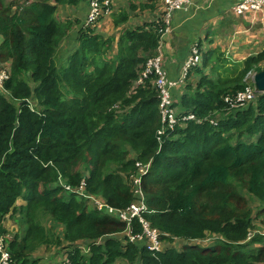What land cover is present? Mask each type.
<instances>
[{"label": "trees", "instance_id": "16d2710c", "mask_svg": "<svg viewBox=\"0 0 264 264\" xmlns=\"http://www.w3.org/2000/svg\"><path fill=\"white\" fill-rule=\"evenodd\" d=\"M80 1L0 0V66L10 67L0 89V230L8 215L28 225L8 244L11 264H38L30 255L52 243L65 251L51 264H264V236L255 231L264 224V94L233 110L224 102L253 87L246 76L261 71L264 49L234 68L219 50L202 54L195 90L173 104L193 119L158 136L154 76L134 81L156 54L163 13L113 43L94 25L74 36L71 23L56 19V6ZM66 38L76 45L67 42L63 61ZM136 162L150 164L137 198ZM82 181L83 195L117 210L142 203L143 221L127 225L98 211L78 191ZM37 212L64 233L48 237ZM143 223L159 233L162 252L115 238L141 236ZM174 241L181 251L168 247Z\"/></svg>", "mask_w": 264, "mask_h": 264}, {"label": "crops", "instance_id": "0c3cea01", "mask_svg": "<svg viewBox=\"0 0 264 264\" xmlns=\"http://www.w3.org/2000/svg\"><path fill=\"white\" fill-rule=\"evenodd\" d=\"M236 1L190 0L185 9L172 15L170 31L161 38L156 49V53L159 51L161 54L162 71L166 74L167 80L177 81L185 62L189 60L194 49L197 51L195 65L189 69L186 78L172 88V99L175 103L187 90L192 89L190 92L195 90L200 75L196 74L193 68L199 67L201 64L202 54L210 50H219L225 53L226 57L232 54V51L245 54L242 59L227 57L229 68H234L242 66L246 58L256 56L264 49V45L256 47L248 44L258 38L264 40V6L258 12L236 14L234 12ZM56 7V19L71 23V34L75 36L77 31L84 27L89 9L88 0H82L75 5L66 4ZM162 13L163 7L160 0H111L106 12L102 13L99 21L92 28L94 34L101 36L104 40L112 38L113 43H116L123 30L134 29L158 20ZM241 24L244 25V28ZM254 24L258 27L256 38H253L251 33L249 34ZM249 28L251 29L248 30ZM223 41L227 44V51L220 49L219 45ZM228 41H232L233 46L229 45ZM74 47L75 45H72V48ZM203 74L207 75L208 71L204 70ZM17 218V215L12 216L15 225L18 222ZM1 222L2 228L8 230L4 220ZM54 228H56V236H61L64 233L63 227L55 225ZM11 233L9 234L12 236L19 234ZM168 247L179 252L183 247V242L174 241Z\"/></svg>", "mask_w": 264, "mask_h": 264}, {"label": "built area", "instance_id": "2783aa9c", "mask_svg": "<svg viewBox=\"0 0 264 264\" xmlns=\"http://www.w3.org/2000/svg\"><path fill=\"white\" fill-rule=\"evenodd\" d=\"M111 0H90L89 9L84 21L85 26L95 25L99 21V17L104 14L109 6ZM163 7V28L159 29L160 41L161 38L169 33L170 31V23L171 17L174 13L185 9L189 4L190 0H160ZM264 0H237L234 4V12L236 14H245L246 12H258L263 9ZM104 7V8H103ZM197 51L194 49L192 55L189 57V60L185 62L182 67L181 75L177 81L172 82L168 81L166 74L162 71V63H161V54L159 51L152 57H150L143 71L140 73L138 78L134 81L135 86H139L143 80L147 78L153 77V84L158 90L159 93V111H160V128L157 131L158 136H162L165 132L172 131L175 126L178 125L180 120H190L193 119V116L188 117H179L177 113V108L173 106L174 101L172 99V88L175 87L179 82H182L191 67H193L196 63V55ZM260 70L264 71V62L260 64ZM10 72V67L7 64H3L0 66V89H2L3 83L8 79ZM255 73H248L246 76V80L251 81V77ZM252 82V81H251ZM256 91L254 86L252 88H246L244 91H237L232 95H227L224 98V102L228 103V107L231 108H239L247 103H251L256 98ZM160 140V138H158ZM150 164L142 165L138 162L135 163L137 175L133 174L130 176V181L132 185V191L134 196L137 198L140 197V186H141V178L148 171ZM64 185V184H63ZM84 181L81 182L78 191L81 193L82 188H84ZM65 190L71 191L69 186H64ZM84 197L90 199V201L94 204L98 211H106L108 214L116 216L121 222L125 224H129L130 221L137 217L140 222L143 220L139 216L145 208L142 203L133 204L130 206L128 211H121L115 208H112L106 203L99 199L93 197ZM128 231V230H126ZM142 235L141 236H131L126 233V237L129 238L131 242H143L145 244V248L148 251H153L155 253H160L164 249V245L159 241V233L150 228L148 224L143 223L142 225ZM251 233L248 234V239L250 238ZM13 238L12 235L6 232H2L0 230V264H11L10 253L8 251V244L10 240ZM145 241V242H144ZM87 253V252H86ZM61 264H69L68 261Z\"/></svg>", "mask_w": 264, "mask_h": 264}, {"label": "rangeland", "instance_id": "374dc122", "mask_svg": "<svg viewBox=\"0 0 264 264\" xmlns=\"http://www.w3.org/2000/svg\"><path fill=\"white\" fill-rule=\"evenodd\" d=\"M241 26L244 28V25L241 24ZM250 29L251 28H249L248 30H250ZM257 29H258V27L254 24L252 29L249 32V34L251 33V36H253V38L257 37V35H256V31H258ZM67 42L69 44L76 45L72 41V39H70V40H67V38L64 39V41L61 44V47H60V49L58 50V53H57V55H59V60H63L64 61L63 58L65 57V55H67L69 53V52L66 53V51L68 49H70V47L67 46ZM228 44L233 46V42L232 41H228ZM248 44L258 47L260 45H264V40H261V39L258 38L257 40H253V41L249 42ZM219 46H220V49L222 51H224V50H226L227 44L225 43V41H223V43L221 42V44ZM232 52L233 53L229 54L227 57H231L233 59L235 57H237L239 59L240 58L242 59V57L245 55V54H239L238 51H235V52L232 51ZM223 54L226 57V54L225 53H223ZM5 64H7L9 66V63H5ZM0 92L2 93L1 90H0ZM245 105H247V104H245ZM245 105H243V106H241L239 108H242ZM233 109H236V108H231V107L228 108V110H233ZM213 115L217 116L218 114H213ZM234 142H235V138L231 140V143H234ZM60 184L63 185V182L61 181ZM25 204H26L25 201L22 200V199H18L15 202L16 206L25 205ZM31 219H32V217H31ZM34 221H35V223L39 222L42 226H44L47 229L48 237H50L52 240H54L56 238V233H55V229L56 228H54V226L51 223H49V218L47 216H44L41 213L38 215V212H37L35 214V216H34ZM4 222H5L6 228L9 230V231L5 230L6 232H8V233L14 232V234L15 233L16 234L19 233L18 235H20V237L24 236L25 232L28 229V225L25 224L24 220H23V223L17 222L16 225H15V223H14V221L12 219V216L6 217L4 219ZM255 231H257L258 233H260V234H262L264 236V224L263 223L256 224ZM125 236H126V232L123 231L122 233L117 234L115 236V238L124 239ZM194 243H197V242H191L190 244H194ZM202 244H205V243H202ZM63 246L64 245L58 246V245H55L54 243L49 244V245H42L34 253H32L30 256L32 258H34V259H39L40 262L38 264H51V262H53L55 260V258H57L59 256V254L61 252L65 251V249L61 250V247H63ZM183 246H184V243H183ZM164 247H166V246L164 245Z\"/></svg>", "mask_w": 264, "mask_h": 264}, {"label": "water", "instance_id": "95a60500", "mask_svg": "<svg viewBox=\"0 0 264 264\" xmlns=\"http://www.w3.org/2000/svg\"><path fill=\"white\" fill-rule=\"evenodd\" d=\"M252 84L255 88V91L259 94H264V71L255 73L251 77Z\"/></svg>", "mask_w": 264, "mask_h": 264}, {"label": "clouds", "instance_id": "9594fccd", "mask_svg": "<svg viewBox=\"0 0 264 264\" xmlns=\"http://www.w3.org/2000/svg\"><path fill=\"white\" fill-rule=\"evenodd\" d=\"M1 226H2V222H1ZM2 232H6V231L4 230V231H2ZM6 233H8V232H6ZM251 234H253V233H251ZM250 238H251V237H250ZM250 238H249V239H250ZM247 239H248V237H247ZM164 248H165V247H164Z\"/></svg>", "mask_w": 264, "mask_h": 264}]
</instances>
